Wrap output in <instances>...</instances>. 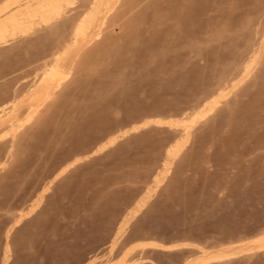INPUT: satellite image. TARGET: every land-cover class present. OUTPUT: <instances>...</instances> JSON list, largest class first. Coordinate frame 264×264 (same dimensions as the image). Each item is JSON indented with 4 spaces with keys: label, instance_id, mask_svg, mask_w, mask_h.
<instances>
[{
    "label": "rangeland",
    "instance_id": "374dc122",
    "mask_svg": "<svg viewBox=\"0 0 264 264\" xmlns=\"http://www.w3.org/2000/svg\"><path fill=\"white\" fill-rule=\"evenodd\" d=\"M99 1L0 0V264H264V0Z\"/></svg>",
    "mask_w": 264,
    "mask_h": 264
},
{
    "label": "bare ground",
    "instance_id": "6f19581e",
    "mask_svg": "<svg viewBox=\"0 0 264 264\" xmlns=\"http://www.w3.org/2000/svg\"><path fill=\"white\" fill-rule=\"evenodd\" d=\"M101 1V0H100ZM99 1V2H100ZM103 1H106V0H103ZM166 2H168L169 3V5L171 6L170 7V10L171 11H173V13L175 14L174 16H176V18H178V19H181L182 20V17H186V16H190V15H188V11H190L191 9H192V1L191 0H189V2L187 3V4H183V3H181V2H179V0H166ZM15 4V3H14ZM93 4V3H92ZM156 5H157V7L159 6L158 5V3L157 2H153V3H151V4H149V6L147 5V8H145V11L146 12H144V11H142V12H140L137 16H135V18H134V20H133V23H134V25H136V24H138L143 18H142V16L144 15L145 16V14L147 13V9H150V12L152 13V15H154L155 17H156V15H157V10H156ZM6 7V6H5ZM194 7V6H193ZM92 9V8H91ZM144 9V8H143ZM3 10V9H2ZM90 11V10H89ZM197 12V11H196ZM88 13V12H87ZM145 13V14H144ZM190 13H191V11H190ZM100 16H101V13H100V11L98 10V11H96L95 10V12H91V13H89V14H87L86 16H84L83 18H80V19H76V20H74V19H72L71 20V33H72V35H74L75 34V36H77V35H79L80 36V38H81V40H85V38H87V36H84V33L85 32H88V34H89V32L91 33L92 31H94V29L96 28V24H97V21L99 20V18H100ZM49 17H50V19L48 20V21H50V23L54 20H52V17H53V15H49ZM48 17V18H49ZM152 17V16H151ZM150 17V18H151ZM46 18V17H45ZM55 18V17H54ZM157 18V17H156ZM151 19H153V18H151ZM186 19V18H185ZM47 20V19H46ZM150 20V19H149ZM186 20H188V19H186ZM179 21V20H178ZM185 20H183V22H184ZM47 22V21H46ZM186 22V21H185ZM179 23H181V21L179 22ZM178 23V24H179ZM186 24V23H185ZM179 25H181V24H179ZM184 26V25H183ZM182 26V27H183ZM87 27V28H86ZM179 27V26H178ZM180 29V28H179ZM188 31V30H187ZM220 31V30H219ZM83 33V35H82V33ZM264 33V32H263ZM77 34V35H76ZM86 34V33H85ZM74 36V37H75ZM79 36H77L76 38H78ZM80 38H78L77 40H79ZM88 40V39H87ZM86 40V41H87ZM86 41H85V43H86ZM99 41L100 42H102L103 44H104V41L103 40H99L98 39V43H99ZM79 42H80V40H79ZM89 42H91V46L90 45H88V46H86V45H82V46H78V49H76L75 51H77V52H75V53H70V54H67L66 56H62V58L61 57H59L58 58V61L56 62V65L57 66H59V65H65V64H69V63H73V65L74 64H77L78 63V56H81L82 58H81V63H84V61H86L88 58H90V56L91 55H93L94 56V54L92 53L91 54V51H92V49L93 50H95V49H97L98 47V43H97V41L95 42V41H89ZM95 42V43H94ZM88 43V42H87ZM97 44V46H95ZM103 44H102V46H103ZM101 45V43H99V46ZM106 45V44H105ZM101 46V47H102ZM151 46V45H150ZM97 47V48H96ZM109 47V46H108ZM264 47V46H263ZM151 48V47H150ZM101 50H102V48H100ZM105 48H104V46H103V50H104ZM107 49V48H106ZM98 51V50H97ZM96 52V51H95ZM102 52V51H101ZM108 52V51H107ZM98 53V52H97ZM105 53V52H104ZM261 53V52H260ZM254 60V59H253ZM255 61L256 60H254L252 63H250L251 65H250V67L253 65V63H255ZM246 67V66H245ZM249 67V66H248ZM247 67V71H248V68ZM41 71V70H40ZM245 71V70H244ZM246 71V72H247ZM246 72H244V73H246ZM40 75V74H39ZM247 77V76H246ZM115 80H117V79H115ZM43 86H45V88L46 87H49V85H43ZM44 88V87H43ZM212 105V104H211ZM213 106V105H212ZM210 109H211V107H210ZM207 110V109H206ZM43 121V120H42ZM46 122V121H45ZM39 126H40V124H39ZM40 129V128H39ZM16 158V157H15Z\"/></svg>",
    "mask_w": 264,
    "mask_h": 264
}]
</instances>
